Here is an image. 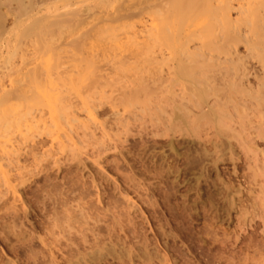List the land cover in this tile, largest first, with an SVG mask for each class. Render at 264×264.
<instances>
[{"label":"rangeland","instance_id":"obj_1","mask_svg":"<svg viewBox=\"0 0 264 264\" xmlns=\"http://www.w3.org/2000/svg\"><path fill=\"white\" fill-rule=\"evenodd\" d=\"M150 1L0 0V264H264V101L250 98L225 136L200 106L196 123H172L189 95L167 71L193 58L148 39L156 22L141 8L162 0ZM227 2L240 19L247 1ZM113 13L126 19L110 31ZM209 14L188 29L206 32Z\"/></svg>","mask_w":264,"mask_h":264},{"label":"bare ground","instance_id":"obj_2","mask_svg":"<svg viewBox=\"0 0 264 264\" xmlns=\"http://www.w3.org/2000/svg\"><path fill=\"white\" fill-rule=\"evenodd\" d=\"M149 1V0H148ZM152 1V0H151ZM150 1V3H151ZM179 0H162V2H158L156 5H148L146 6H142L144 7L141 8L142 13H144V11H147V13L149 14H145L148 16H150L152 18V21H155L156 23L152 22V29L151 32H149L148 34V39L152 38L153 40H159L160 39L163 40H170V39H174L175 41H177V43H180L181 48H182V52L183 54L185 53L186 55H188V57H191L190 59L193 60V64L194 65H187L184 64V60L181 59V57H179L178 55H182L181 51H178V55H174V57L177 59L178 56V61H174V63L176 62V64H174L175 68L171 69V71H167V72H171L170 74H173L172 76V82L174 81L175 84L174 85H182L184 87V93L189 95L185 100V102L183 103V106H179L178 108L180 109L181 113L178 115V112L175 111L176 107L173 106L172 107V112L174 114V118H171V122L174 123L175 120L178 118H180V120L184 121H193V120H189L191 114L193 110L191 107L194 106H200L199 110L203 111V113L201 114L200 117H202L206 122H209V128L210 126L215 127V129L217 130L216 133L220 134L223 133V126H228L232 120V118L234 117L233 115L238 113V111L241 112V109H247L246 106L249 105V103H251V105H253V102H249L250 98H257L258 104H262L264 101V97H262V95H264V16H262L263 14H260V11H264V0H246L247 2H245V7L243 5L240 6L239 11L242 12L240 14H242L241 17H239L240 19H236V20H230L229 16V8L231 7L227 1L228 0H218V2L221 4L220 7L217 6L219 5V3L214 6L213 2L215 0H183L184 3H182V5L179 6L178 4ZM222 3H221V2ZM200 2L201 5H197V3ZM156 3V2H155ZM152 3V4H155ZM177 3V4H176ZM242 3V2H241ZM223 4V5H222ZM247 4L249 5L248 7ZM131 5V4H130ZM134 7V6H133ZM151 7H153L154 9H156V12L154 11H149L152 10ZM131 8V7H130ZM135 8V7H134ZM133 8V10H134ZM136 9V8H135ZM139 9V8H138ZM206 10L207 12H209L210 16H208V20L211 22L212 20H214L213 25L211 24V28L209 27V29L206 32L203 33H194L192 31H190L187 27L188 24V20L189 18H191L195 13H197L199 10ZM242 10V11H241ZM140 10H138V12H141ZM149 11V12H148ZM225 11V12H224ZM231 11V8H230ZM115 12V11H114ZM139 13L140 16H142L143 14ZM212 13V14H211ZM228 13V14H227ZM106 14V13H105ZM111 14V13H110ZM108 14V15H110ZM123 14V13H122ZM125 14V13H124ZM142 14V15H141ZM113 15H115L113 13ZM118 15V14H117ZM146 15H143L142 17H145ZM245 15V16H243ZM106 16V15H105ZM112 16V15H111ZM128 16V15H127ZM126 16V17H127ZM146 16V17H147ZM110 17V16H109ZM108 17V18H109ZM115 17V18H114ZM119 19H117V18ZM122 17V16H121ZM124 17V16H123ZM122 17V18H123ZM129 17V16H128ZM140 17V18H142ZM149 17V20L151 19ZM244 17V18H243ZM102 18V17H101ZM104 18V16H103ZM110 19L111 23H113V25H111L110 27V31H113L116 29V27L114 26V22L115 19L117 21L121 20V18L118 16H112ZM106 20V18H104ZM103 19V20H104ZM109 19H107L105 22L110 21ZM128 19V18H127ZM116 21V22H117ZM217 21V22H216ZM143 23V20L141 21ZM140 22V23H141ZM146 22V21H145ZM144 22V23H145ZM104 23V22H103ZM110 23V22H109ZM104 23V25H106V27H108V25L110 26V24ZM119 23V22H118ZM143 23V24H144ZM219 23L221 26H219ZM256 23H258L256 25ZM146 24V23H145ZM144 24V26H145ZM147 25V24H146ZM112 26H114V29L112 28ZM151 27V25H148ZM217 27V28H216ZM242 27H247V31L248 33H246L247 35H245V37L243 38L245 40V45H246V50L248 52H246V55L240 56L241 54L236 53V49L233 51V49L235 48V46L237 44H239L240 40L238 35L240 34ZM146 30V28H144ZM143 29V30H144ZM142 30V31H143ZM144 30V31H145ZM154 30V32H152ZM105 31H107V29L105 28ZM109 31V30H108ZM141 30L139 32H142ZM150 31V30H149ZM103 32V31H102ZM135 33H138L134 31ZM133 32V33H134ZM146 32H148V30H146ZM132 33V32H131ZM143 33V32H142ZM145 33V32H144ZM137 34V35H138ZM113 35V34H111ZM133 35V34H131ZM143 35V34H142ZM139 36V37H144L141 38L142 40L145 39V36ZM146 35V34H145ZM241 35V34H240ZM135 38H138V36L136 37V35H133ZM132 36V38H134ZM242 36V35H241ZM114 37V36H113ZM150 37V38H149ZM243 37V36H242ZM241 37V38H242ZM131 38V37H130ZM131 38V39H132ZM132 39L135 40L136 39ZM251 38V39H250ZM113 39V38H112ZM140 39V38H139ZM138 39V41H139ZM242 39V40H243ZM116 40V39H115ZM140 40V41H142ZM195 41L198 40V42H200L199 44L201 45V47L199 48V51L201 49V53L199 52L198 54L196 53H191L193 51L189 52V48H188V44L190 43V41ZM130 41V39H129ZM136 41V45L134 44L135 47L139 48L141 42ZM152 41V40H151ZM149 41V42H151ZM220 42L222 41V45H215L217 44L216 42ZM125 42V41H124ZM143 43H146V39L145 41H142ZM165 42V41H164ZM112 43V42H111ZM129 43V42H128ZM142 43V44H143ZM157 42L154 43V45ZM113 44V43H112ZM164 44V43H163ZM121 45V44H120ZM145 45V44H143ZM199 45V46H200ZM146 46V45H145ZM143 46L144 48H147L148 46ZM149 46H151L149 44ZM133 47V46H132ZM142 47V46H141ZM152 47H154L152 45ZM126 48V47H124ZM129 48V47H128ZM136 48V49H137ZM144 48H140V49H144ZM151 48V47H150ZM150 48L148 47L147 50ZM155 48V47H154ZM159 48V47H158ZM161 48V47H160ZM179 48V47H178ZM183 48H185L183 50ZM152 49V48H151ZM133 50V49H132ZM146 50V49H144ZM161 50V49H160ZM177 50V49H176ZM232 50V51H231ZM78 51V50H77ZM121 51V50H120ZM119 51V52H120ZM124 51V50H123ZM163 51V50H162ZM173 52V50H171ZM118 52V53H119ZM133 52V51H132ZM137 52V51H136ZM154 52V51H153ZM114 53V52H113ZM129 53V52H128ZM140 53V52H139ZM143 53V52H142ZM159 53V52H158ZM115 54L117 55V53L115 52ZM129 54H133V53H129ZM185 54L183 56H185ZM73 55V54H72ZM97 55V54H96ZM114 55V54H113ZM112 55V56H113ZM144 55V54H142ZM155 55V54H154ZM163 55V54H162ZM169 55V54H168ZM223 55L224 57H227L228 61L223 62L221 64H224V66H218L220 65L218 62H216L214 59H212L213 57H217L215 58L217 61L220 58V56ZM93 56V54H92ZM121 56V55H119ZM125 56V55H124ZM130 56V55H129ZM133 56V55H132ZM148 56V55H147ZM116 57V56H115ZM114 57V58H115ZM157 57V56H156ZM162 59L163 57L160 56ZM201 60H203L204 62L206 61V59H208V57H210L208 60L212 61V65L210 67V65H208V63H206L207 65H204L202 61H200L202 64H197V61L199 58ZM212 57V58H211ZM122 58V57H120ZM119 58V60H120ZM130 57H128L129 59ZM146 58V57H145ZM166 58V59H165ZM161 63H166L167 61H170V59H167V56L165 57ZM169 58V57H168ZM179 58L182 60L180 61ZM183 58V57H182ZM186 58V57H185ZM252 58H256V61L258 60L259 63L261 65L259 71L261 72L262 75H260V73L258 72V70L256 71V69H253V65H248V63L250 62V60ZM78 59V58H77ZM154 59V57H153ZM159 59V58H158ZM174 59V58H173ZM174 59V60H176ZM187 59V58H186ZM189 59V60H190ZM197 59V60H196ZM199 59V60H200ZM253 59V60H254ZM112 60V59H111ZM118 60V61H119ZM146 60V59H145ZM149 60V59H148ZM220 60V59H219ZM223 60V59H222ZM115 61V60H114ZM123 61V60H122ZM151 61V60H150ZM117 62V61H116ZM124 62V61H123ZM171 62L172 59H171ZM184 62V63H183ZM188 62V61H187ZM191 62H189L190 64H192ZM222 62V61H221ZM111 63V62H110ZM157 63V60L155 62V64ZM158 63H160V61H158ZM157 63V64H158ZM210 63V64H211ZM217 63V66H215ZM74 64V63H73ZM114 64V63H113ZM122 64V63H121ZM120 64V65H121ZM197 64V65H196ZM96 65V64H95ZM117 65V64H116ZM119 65V66H120ZM151 65V63H150ZM217 67V69L220 67L219 70L214 69L213 68ZM111 66V65H110ZM115 66V65H114ZM160 66V65H159ZM173 66V67H174ZM157 67V66H156ZM80 68V67H79ZM117 68V67H116ZM121 68L125 69V66ZM147 68V67H146ZM213 68V69H211ZM74 69V68H73ZM77 69V68H76ZM96 69V68H95ZM98 69V68H97ZM96 69V70H97ZM115 69V68H114ZM120 69V68H119ZM123 69V70H124ZM128 69V68H127ZM258 69V68H257ZM116 70V69H115ZM121 70V69H120ZM119 70V71H120ZM173 70V72H172ZM21 71V70H20ZM118 71V70H117ZM162 71V68H161ZM33 72V71H32ZM71 72V71H70ZM78 72V71H77ZM115 73V71H114ZM171 76V75H170ZM102 77V76H101ZM115 77V75H114ZM160 77V76H159ZM171 78V77H170ZM253 79V80H252ZM113 81V80H112ZM150 81V80H149ZM151 82V81H150ZM153 82V81H152ZM178 82V83H177ZM172 84V83H170ZM107 85V84H106ZM172 86V85H171ZM181 87V86H180ZM155 88V87H154ZM162 88V86H161ZM164 89V88H163ZM158 91V90H157ZM166 95V94H165ZM176 95V94H175ZM183 95V94H182ZM181 95V96H182ZM212 96H215L216 99H213L214 101L209 104L208 98ZM176 97V96H175ZM174 98V97H173ZM181 99V98H179ZM184 99V97L182 98ZM69 100V99H68ZM152 100V99H151ZM160 100V99H159ZM249 100V101H248ZM184 101V100H183ZM248 101V102H247ZM166 102V101H165ZM172 103V102H171ZM253 103V104H252ZM146 104V102H145ZM156 104V103H155ZM182 104V103H181ZM168 105V104H167ZM260 106V105H259ZM175 107V108H174ZM170 108V107H169ZM191 108V109H190ZM249 108V107H248ZM256 108V107H255ZM175 109V110H174ZM194 109V108H193ZM199 111V112H200ZM171 112V113H172ZM177 112V113H176ZM198 112V113H199ZM257 112V110H256ZM65 113V112H64ZM68 113V112H67ZM70 113V112H69ZM245 114V113H244ZM263 114V113H262ZM116 115V114H115ZM171 115V114H170ZM242 115V114H241ZM233 116V117H232ZM195 117V116H194ZM39 118V117H38ZM198 118V115H197ZM202 118L199 120L203 121ZM167 120V119H166ZM170 120V119H169ZM198 121V119H196ZM196 120H194L193 122L196 123ZM230 121V122H229ZM170 122V121H169ZM170 122V123H171ZM200 122V121H199ZM229 122V123H228ZM190 123V122H189ZM202 123V122H201ZM211 123H215L211 125ZM228 123V125L226 124ZM168 124V123H167ZM199 124V123H198ZM204 124V122H203ZM208 124V123H206ZM172 125V124H170ZM208 126V125H207ZM206 126V127H207ZM230 126V125H229ZM228 126V127H229ZM235 126V125H234ZM159 127V126H158ZM217 127V128H216ZM226 127V128H228ZM225 128V127H224ZM232 128V127H231ZM86 129V128H85ZM168 129V128H167ZM180 129V128H179ZM230 129V128H228ZM169 130V129H168ZM197 130V129H196ZM227 130V129H226ZM228 131V130H227ZM227 131H225L227 133ZM204 132V131H203ZM188 133V132H187ZM230 133V132H229ZM256 134V133H255ZM211 135V134H210ZM230 135V134H228ZM196 136V135H195ZM216 136V135H215ZM222 136H225L222 135ZM232 136V135H231ZM199 137V136H198ZM208 138V137H207ZM228 140V139H227ZM206 142V141H205ZM222 144H226V142L221 141ZM215 143V142H214ZM220 143V142H219ZM221 145V144H219ZM223 147V146H222ZM215 148V147H213ZM225 149V148H224ZM209 154V153H208ZM18 160V159H17ZM261 164V163H260ZM114 166V165H113ZM262 167V166H261ZM72 195V194H71ZM74 195V194H73ZM78 198V197H77ZM98 237V236H97ZM67 239V238H66ZM86 239V238H85ZM123 243V242H122ZM93 245V244H92ZM87 252V251H86ZM92 254V253H91ZM261 254V253H260ZM85 256V255H84ZM151 259V258H150ZM96 260V259H95ZM130 260V259H129ZM33 261V260H32ZM259 261V260H258ZM92 262V261H89ZM257 263V262H256ZM3 264V263H2Z\"/></svg>","mask_w":264,"mask_h":264}]
</instances>
